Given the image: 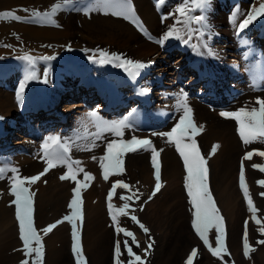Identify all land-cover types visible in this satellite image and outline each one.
<instances>
[{"label":"bare ground","instance_id":"6f19581e","mask_svg":"<svg viewBox=\"0 0 264 264\" xmlns=\"http://www.w3.org/2000/svg\"><path fill=\"white\" fill-rule=\"evenodd\" d=\"M139 1L137 22L143 30L138 27V23H124L110 37L97 39L102 46L110 47L122 58L144 63L146 67L138 70V75L130 76L115 63H108L106 67H99L98 64L85 66L83 69L63 72L47 94L37 91L34 80L28 81L23 101L17 102L16 91L26 74L20 77L15 71H10V67L0 66V163L11 162L18 169V175H38L46 167L41 149L45 137L58 136L61 142L67 140L71 146L68 156L71 161H79V168L83 169L76 172V179L82 180L85 173L93 177L82 191L88 204V224L94 223L95 216L109 214V201L103 189L113 180V176H109L108 180L103 178L101 158L106 153L107 141L120 138L114 134L107 136L102 131V138L95 139L97 120L89 115L93 110L90 111L88 97L94 96L96 106H102L100 109L106 114L104 117L109 118L107 122L127 118L130 127L124 130L123 139L129 140L133 136L149 139L154 148L165 149V154L176 160L175 144L171 143L172 147L167 137L152 133L169 132L175 127L182 115V93H187V104L193 111L194 123L203 125L202 136L207 140L203 144L204 148L213 149L216 146L215 150H219L210 159L212 171L215 172L219 165L216 174H212L213 184L228 213L229 242L235 246L239 236V219L231 211L236 210L242 215L235 193L238 158L242 150L263 151L264 143L255 141L245 145L238 134L236 121L220 113L258 108L257 99H264V16L257 17L247 28L239 29V23L246 18L247 12L258 8L264 0H208L204 9L192 12L193 16L206 17L202 24L194 21L176 24L182 39L170 38L163 44L158 41L175 23V16L171 14L184 0H164L163 3H159V0ZM187 6L195 7L192 4ZM92 7L89 14L100 17L103 9ZM143 16L150 17L151 22L145 23ZM201 32L203 36L199 35ZM187 71L193 75L184 81L182 79ZM198 84L199 89L196 90ZM144 88L149 91L143 92ZM65 113L69 119L64 116ZM97 116H100L101 121V115ZM35 118L40 119L34 122ZM57 122L74 123L56 131L52 126ZM12 129H16V132L10 137ZM146 152L151 151L133 152L130 160L136 166H151L150 154ZM173 170L168 171V166H165L161 174L162 182L167 183L171 190L152 198L153 201L146 207L150 212L143 214L150 220H164L166 225L171 223L163 235L166 244L163 246L160 242L150 264H167L172 260L175 234L186 227L187 193L181 181L175 180ZM66 171V165H58L42 176L37 182L44 185L39 186L40 194L59 193L69 203V189L75 181L60 179ZM144 172L146 170H141L139 176ZM146 175L150 181L155 178L151 174ZM53 180L57 182L51 184ZM9 182L10 177L0 179V190H10ZM137 184L142 189L148 187L139 179ZM116 204V207L112 205L114 214L123 207L119 201ZM167 207L171 210L165 217ZM136 208L129 207L125 211ZM99 227L101 225H96L93 232ZM88 232L93 233L90 227ZM110 236V231L103 234L94 249L92 264H106ZM85 241L89 243L86 236ZM12 246L14 243L9 247ZM3 261L4 258L0 256V262Z\"/></svg>","mask_w":264,"mask_h":264},{"label":"rangeland","instance_id":"374dc122","mask_svg":"<svg viewBox=\"0 0 264 264\" xmlns=\"http://www.w3.org/2000/svg\"><path fill=\"white\" fill-rule=\"evenodd\" d=\"M116 2L117 0H111V3L113 4ZM139 2V0H131L137 19L139 18L137 9V7L140 6ZM57 4H59L60 7L52 17L55 21V25L48 24L43 17L36 18L31 21L28 19H24L22 21L0 19V66L10 67L11 69L9 70L15 71L20 77L27 74L28 71H34L37 77L34 79L35 86L40 94L49 93L57 83L58 76L62 75L63 72L68 73L77 69H83L85 66L89 67L96 64H98L99 67L109 66L108 63L102 64L99 62L102 58L101 53L107 52L111 54L117 52L110 47L102 46L103 44L98 42V40L110 37L111 33L118 30V26H121L124 23L128 25H136V23H134L131 19H125L123 16L112 15V11L116 9L114 7L104 6L102 0H72V3L69 5H64L63 0H0V12L12 11L15 15H19L22 18H28L34 11L39 13L51 12L53 5ZM92 6L103 9L100 12V17H93L89 14V12L93 9ZM24 9H28V11L25 12ZM143 18L145 23L151 22L150 17L145 18L143 16ZM259 46H262V42ZM25 54L33 58V64L30 65L27 61L22 59ZM45 57H51V59H44ZM45 69L48 70V83L43 82L45 79ZM186 73L187 75L182 79L184 81L191 79L193 75L190 71H187ZM23 80L24 77L21 79V82ZM195 88L196 90L199 89V84L196 85ZM93 97H88V100L90 99L88 103L91 107L90 111L93 110L98 115H101V121H108L109 118L104 117L106 115L105 111L100 109L102 106H96L97 103ZM64 116L69 119V116L66 113ZM39 119L35 118L34 122H37ZM73 123L74 122L62 124L61 122H57L56 125L52 126V128L56 131H60L65 126H70ZM15 132L16 129H12V133H10L9 136L11 137ZM104 133L107 134V136H111L113 134L111 132ZM192 139L195 140L201 155L207 160L206 167L209 169V189L217 207L220 209L221 215L225 219V246L227 247L228 252L222 253L221 256H213L208 250V247L204 245L203 241L195 233L191 223L192 212L194 209L189 203L188 195H186V210L188 212V215L185 216L186 227L180 230L179 233L175 234V242L171 253L172 260L167 264H187V257L191 254L193 248L197 249L198 255L193 258L192 264H264V245L257 243L258 240L264 239V234L259 232V228L264 227V198L259 195L261 191H264V188L258 186L257 184L258 180L264 179V173L260 172L259 169H254L252 167L253 164H264V157L254 154L250 160L243 159L247 152L253 151L255 153V151L261 150H242L238 158L235 193L238 197V208L239 210H242V212H240L242 215H239V212L236 210L231 211V214L236 219H239V236L236 245L232 246L229 242L228 213L222 206L220 195L214 188L212 177L214 170L212 171L211 169L213 167L210 159L212 158V155L217 153L219 150H215V152H213L212 148H204L203 144L207 143V140H205L202 136V129L197 133V135L192 137ZM112 140L114 139L111 138L107 142H111ZM169 144L172 146L171 143ZM173 148L175 149L174 155L176 156L177 161L172 157L167 156L165 154V149L160 151V149L155 148L157 151H160L159 160L161 163V174H163L165 166H168V171L174 168L173 175L176 176L175 180H180L183 189L186 191L185 176L187 173L184 168L183 160L177 152L176 147ZM148 150L151 151V149ZM132 153L133 152L126 153L123 157L124 172L118 175H111L113 176V180L110 184L106 185L103 190H106L105 198L107 199L108 192L112 188V184L117 180H123L129 185V188L127 189H116L111 201L114 207L117 206L116 201L124 204V200L120 199L121 196H132L133 193L136 192V189L139 190L137 194H140V199H133L128 202L129 207L137 206V208L133 211H127L129 213L127 216L119 215V212L116 215L119 221V226L132 231L139 242L140 247L131 245L133 251L142 257L144 264H150L153 257L158 252L160 242L163 243V246L166 244V240L163 238V235L166 233L168 226L171 223L166 225L164 220H150L143 216L144 213L150 212V210L146 207L153 201L152 199L149 200L148 197L151 195L155 187V178L150 181L146 174L153 175L151 172L154 173V169L152 165L148 167L134 165L130 160ZM147 153L150 154L151 159L152 153L146 152V154ZM220 159H222L221 156ZM242 163L245 168L246 183L254 200L255 206L259 210L257 214L258 219L261 221L259 224L251 219L252 214L248 211L247 203L240 188L239 173ZM4 164V162L0 163V166L16 168V166L11 164V162L5 165ZM177 164L180 166L176 167ZM218 167L219 165L217 164L216 169H218ZM216 169L214 175L216 174ZM141 170H146V172L139 176V172ZM11 175V172H7L8 177H11ZM33 175L34 174H24L19 176L23 178L31 177ZM133 179L135 180L133 181ZM137 179H139L142 183L148 184L147 189L140 188L137 184ZM76 181H80L82 184L86 183L87 185L91 183L85 180V175L82 180L81 178H78ZM76 181L73 183V187L69 189V191H71V199L73 195L72 189L76 186ZM54 182H57V180H53L51 184ZM216 183H218V181ZM133 185H135V188L132 187ZM39 186L44 185L36 183L35 185H31L29 190L34 193V226L36 227L38 234L42 237V244L44 245L45 250L43 264H76V259L74 253L72 252V224L63 219V217L71 215L72 213V210L68 208V204L70 202H66L63 196L59 193H46L45 195H41ZM96 186H98L97 180ZM166 190L171 189L167 186V183H163V187L154 197ZM49 191H51V189H49ZM14 199L15 197L10 195V190H0V256L4 258V261L0 262V264H20L21 260L26 258L22 250L23 242L19 238L18 221L15 218V205L11 203ZM81 199L83 202V216L82 220L76 221V223L79 225L81 246L86 264H92L94 259V249L97 247L103 234L107 231L111 232V236L106 251V264H115V245L117 241L121 242V260L126 264L128 257L122 244L125 237L122 233L118 234L116 232V224L113 222L110 214H106V216L97 215L94 220L95 224H88V204L86 203L85 196L83 198V191L81 192ZM170 210L171 208H166L164 211L165 217L168 215ZM131 215H135L138 220L149 229V233L147 235L138 224L131 220ZM57 220H61L62 222L58 224L52 232L44 235L41 229L46 227L48 224L55 223ZM245 221L248 222L247 233L249 244L251 247L256 249L254 252L250 253L249 257H245L243 254ZM96 225H101V227H99L97 231L93 232ZM89 227L91 228V232H93L92 234H89L90 232H88ZM85 236L89 240L88 244L85 241ZM209 242L212 247L216 246L215 229H212L209 232ZM12 243H14V246L9 247ZM149 243H152V247L147 251V253H145V249L148 248ZM27 259H29V264H32L34 254L32 257H28Z\"/></svg>","mask_w":264,"mask_h":264},{"label":"snow or ice","instance_id":"6c2138e0","mask_svg":"<svg viewBox=\"0 0 264 264\" xmlns=\"http://www.w3.org/2000/svg\"><path fill=\"white\" fill-rule=\"evenodd\" d=\"M164 0H159V3H163ZM208 0H184L181 6H178L174 13L171 15L175 16V23L169 27V30L164 33L161 39L158 41L163 44L166 40L170 38L182 39L180 36V30L176 27V24H187L190 21H194L197 24H202L206 17L204 15L192 16V12L196 9H204ZM72 0H63L64 5H69ZM102 3L106 7H114L116 10L112 11L114 16H123L125 19H131L134 23H137V17L135 15V10L132 7L131 0H117L115 4L111 3V0H102ZM192 4L195 7H188L187 5ZM60 5H53L51 12L39 13L32 12L31 16L28 18H22L19 15H15L14 12H0V19H11L15 21H22L28 19L29 21L36 18L43 17L48 24L55 25V21L52 19L55 12L59 9ZM25 12L28 9H24ZM264 16V2L259 4L258 8H253L251 11L247 12L246 18L239 23V29L243 30L247 28L257 17ZM138 27L142 25L138 23ZM206 27V26H205ZM203 36L204 33H199ZM151 38V37H149ZM208 38H211V33H208ZM187 42V41H185ZM100 63H115L117 67L123 68L130 76H135L139 74L140 69L146 67V65L139 61H132L126 58H122L120 54L117 53H101ZM23 60L27 61L30 65L34 63L33 58L25 54L22 57ZM44 59H51V57H45ZM48 70L45 69L43 80L44 83H48L47 79ZM36 74L34 71H28L24 77V80L20 83L19 88L16 91L17 102H22L24 98V90L26 83L28 81L36 79ZM143 92L147 93L149 89L144 88ZM182 102L180 108L182 109V115H180L179 122L171 129L169 132L152 133V135H160L162 137H167L169 143H174L177 152L181 156L186 171L185 176V188L187 195L189 197V203L192 205L194 211L192 212V227L195 233L203 241L204 245L208 247V250L213 256H221L222 253H227L228 249L225 246V219L221 215L220 209L217 207L213 195L209 189V169L206 167L207 160L201 155V152L197 148V144L192 137L197 135V133L203 128V125L197 126L193 120V111L191 107L187 104V93H182ZM256 104L259 107H252L250 110L241 108L239 111L235 112H221V116L230 117L234 119L238 125V134L240 139L245 145H249L255 141H260L264 143V99H257ZM89 115L97 120V132L94 134L95 139H101V132H111L115 137H119V140H112L106 144V153L101 158L100 167L103 169V178L108 180L111 175H118L124 172V160L123 157L126 153L136 152L138 150L151 149V164L154 169L155 177V187L149 195L148 199L151 200L156 193H158L163 187L161 181V163L159 160L160 151H157L149 139L138 138L133 136L129 140L123 139L124 130L130 127L127 118L118 121H100L96 112H91ZM93 146L95 144L93 143ZM215 147L213 152H215ZM41 149L43 152V159L46 163L45 169L38 175H33L31 177L21 178L17 173L18 169L15 167L8 168L6 166H0V179H5L7 177V172H11L10 177V195L15 197L11 201L15 205V218L18 221L19 228V238L23 242V253L26 257L21 260L20 264H29L28 257H32L34 254V259L32 264H43L44 257V245L42 244V237L38 234L33 221V196L34 193L31 192L30 186L35 185L42 176H44L50 169L57 167L58 165H66L67 171L60 176L63 180H74L76 181V172L83 171L79 168V161H71L68 153L71 149L70 144L67 140L61 142V138L58 136L45 137L41 144ZM264 157V151H249L243 157L244 160L252 159L253 155ZM75 165V169H74ZM254 169H259L260 172L264 173V164H253ZM91 174L85 173V180H92ZM239 183L240 188L243 192L245 201L247 203L248 211L252 214L251 219L258 224L261 221L258 219V208L255 206L254 200L250 194L248 185L245 179V168L243 163L240 168L239 173ZM258 186L264 188V179L257 181ZM86 183H81L76 181V186L72 189V199L68 204V208L72 210L71 215L63 217L72 224V252L74 253L76 264H86L84 253L81 246V238L79 225L76 221H81L82 212V199L81 192L83 188H87ZM135 188V185L132 186ZM127 189L129 185L123 180H117L112 184V188L108 192L107 199L109 201V214L112 217L113 222L116 224V232L118 234L122 233L125 239L123 240V249L127 254L126 264H144V260L138 254L133 251L131 245L140 247L134 233L125 227L119 226V221L117 215L112 211V198L116 189ZM136 189V192L132 196L123 197L120 199L124 200L123 207L119 209V215L127 216L129 213L125 211L129 208V201L140 199V194ZM259 195L264 198V191H261ZM146 203V201H145ZM131 220L138 224L143 232L147 235L149 229L142 224L135 215H131ZM62 221L57 220L55 223L48 224L46 227L41 229L44 235L52 232L54 228L57 227ZM247 221H245V232L243 236V254L245 257H249L251 252L256 249L251 247L249 244L248 233H247ZM215 229V247L209 242V232ZM259 232L264 234V227L259 228ZM131 238V239H128ZM258 244L264 245V239L257 241ZM152 243L148 244V248L145 249V253L150 250ZM198 255L197 249L193 248L191 254L187 257V264H192L193 258ZM122 249L121 242L117 241L115 245V264H125L121 260Z\"/></svg>","mask_w":264,"mask_h":264}]
</instances>
